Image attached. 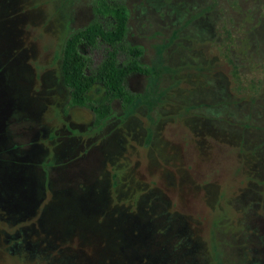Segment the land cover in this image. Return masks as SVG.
I'll return each instance as SVG.
<instances>
[{"label":"rangeland","instance_id":"374dc122","mask_svg":"<svg viewBox=\"0 0 264 264\" xmlns=\"http://www.w3.org/2000/svg\"><path fill=\"white\" fill-rule=\"evenodd\" d=\"M93 1L0 0V264H264V0H121L148 74L99 127L60 70Z\"/></svg>","mask_w":264,"mask_h":264},{"label":"trees","instance_id":"16d2710c","mask_svg":"<svg viewBox=\"0 0 264 264\" xmlns=\"http://www.w3.org/2000/svg\"><path fill=\"white\" fill-rule=\"evenodd\" d=\"M92 20L69 34L64 42L60 70L69 90V106L93 114V127L111 115L112 103L132 106L137 95L126 81L132 74H148L140 61L143 51L127 41L128 14L121 0H94ZM99 56L95 65L93 56ZM99 98L93 100L90 94Z\"/></svg>","mask_w":264,"mask_h":264}]
</instances>
